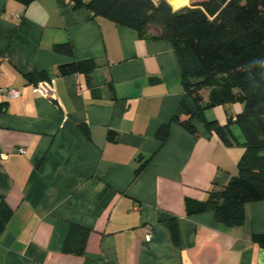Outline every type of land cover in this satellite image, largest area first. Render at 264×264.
<instances>
[{"label":"crops","instance_id":"crops-1","mask_svg":"<svg viewBox=\"0 0 264 264\" xmlns=\"http://www.w3.org/2000/svg\"><path fill=\"white\" fill-rule=\"evenodd\" d=\"M65 42L73 55L54 49ZM89 59L91 86L82 72L59 74L62 64ZM41 80L55 98L33 92ZM5 87L19 96L0 92V200L12 209L0 264H264L253 241L264 234V200L246 202L236 226L213 210L189 212L237 174L244 136L234 122L229 143L199 117L195 134L170 122L183 88L169 41L69 0H0ZM242 107L213 106L203 117L226 124ZM167 123L162 144L156 133ZM72 223L89 229L80 255L62 250Z\"/></svg>","mask_w":264,"mask_h":264},{"label":"trees","instance_id":"trees-1","mask_svg":"<svg viewBox=\"0 0 264 264\" xmlns=\"http://www.w3.org/2000/svg\"><path fill=\"white\" fill-rule=\"evenodd\" d=\"M28 5L33 0H16ZM171 5H169L167 2ZM69 0L72 8L85 7L94 17L134 29L140 37L152 36L169 41L175 53L183 95L170 122L195 134L193 117L215 132L225 143L231 141L229 125L234 122L244 136V151L237 162V174L222 187H211L205 200L194 204L190 213L213 210L217 221L226 226L244 222V204L264 200V0ZM184 6V7H182ZM177 9V10H173ZM156 33L148 35L149 30ZM58 52L73 55L69 42L57 43ZM94 60L72 61L58 67L59 74L82 72L91 86ZM44 75H40L42 79ZM240 102L242 110L234 121L220 124L206 120L204 110L226 103ZM169 123L157 130L163 144ZM144 162L136 169L138 172ZM12 209L0 200V235ZM171 232H177L171 222ZM89 229L72 223L62 250L84 252ZM264 247V234L253 235Z\"/></svg>","mask_w":264,"mask_h":264},{"label":"built area","instance_id":"built-area-1","mask_svg":"<svg viewBox=\"0 0 264 264\" xmlns=\"http://www.w3.org/2000/svg\"><path fill=\"white\" fill-rule=\"evenodd\" d=\"M31 86L33 92L49 99L55 98L52 83L50 81L48 80L37 81L35 83H32ZM0 92L4 93L8 98H15L19 96V90L14 88H9V87L1 88ZM151 236H152L151 229L147 228L145 230L146 240H150Z\"/></svg>","mask_w":264,"mask_h":264},{"label":"rangeland","instance_id":"rangeland-1","mask_svg":"<svg viewBox=\"0 0 264 264\" xmlns=\"http://www.w3.org/2000/svg\"><path fill=\"white\" fill-rule=\"evenodd\" d=\"M166 1V0H165ZM191 1H193V0H191ZM167 2V1H166ZM168 3V2H167ZM169 4V3H168ZM170 5V4H169ZM190 5V4H189ZM171 6V5H170ZM187 6V5H186ZM184 7V6H183ZM172 8V7H171ZM182 8V7H181ZM173 9V8H172ZM178 9H180V8H178ZM156 32L154 31V30H149L148 31V35H152V34H155Z\"/></svg>","mask_w":264,"mask_h":264},{"label":"water","instance_id":"water-1","mask_svg":"<svg viewBox=\"0 0 264 264\" xmlns=\"http://www.w3.org/2000/svg\"><path fill=\"white\" fill-rule=\"evenodd\" d=\"M155 4H158L161 0H152ZM187 6H190V5H187ZM174 11L177 10V9H173Z\"/></svg>","mask_w":264,"mask_h":264},{"label":"bare ground","instance_id":"bare-ground-1","mask_svg":"<svg viewBox=\"0 0 264 264\" xmlns=\"http://www.w3.org/2000/svg\"><path fill=\"white\" fill-rule=\"evenodd\" d=\"M186 5H188V0H187V4ZM186 5H184V6H186ZM183 7V6H182ZM181 8V7H180ZM178 9V8H177Z\"/></svg>","mask_w":264,"mask_h":264}]
</instances>
